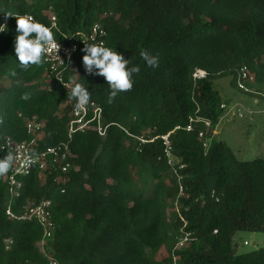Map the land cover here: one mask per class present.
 Instances as JSON below:
<instances>
[{
	"label": "trees",
	"instance_id": "trees-1",
	"mask_svg": "<svg viewBox=\"0 0 264 264\" xmlns=\"http://www.w3.org/2000/svg\"><path fill=\"white\" fill-rule=\"evenodd\" d=\"M24 14L49 27L54 16L53 32L61 45L89 34L98 23L106 33L104 45L122 53L129 68L139 66L132 90L109 104L104 77L85 72L84 52L72 57L64 79L91 91L102 108L104 137L90 128L69 139L72 106L66 90L46 78L45 63L19 68L15 17ZM4 22L0 157L6 154L1 149L6 137L31 139L25 118L32 116L41 128L31 149L67 142L71 156L66 172L47 159L44 169L16 176L17 195L0 177V264H173L172 253L177 264H264V246L237 254L233 244L239 232L264 233V156L238 161L215 135L205 150L199 122L191 132L170 135L172 156L185 166V198L179 200L188 222L183 231L194 237L174 249L182 231L175 211L178 188L161 142L138 147L124 132L164 135L184 128L190 117L208 120L209 131L215 130L225 114L220 105L232 103L213 82L231 77L234 83L243 66L254 77L249 86L264 91V0H0V25ZM143 50L158 55L159 67L147 66ZM195 69L206 71V78L195 81ZM23 93L31 98L22 100ZM44 200L51 201L54 229L40 246L39 222L20 217Z\"/></svg>",
	"mask_w": 264,
	"mask_h": 264
},
{
	"label": "built area",
	"instance_id": "built-area-1",
	"mask_svg": "<svg viewBox=\"0 0 264 264\" xmlns=\"http://www.w3.org/2000/svg\"><path fill=\"white\" fill-rule=\"evenodd\" d=\"M5 25V22L2 24ZM55 24V17L52 16L50 20V27ZM53 29H56L53 28ZM106 33L105 30L102 28L100 24H94L90 30V33L84 36H80L77 41L71 42L68 45H61V48L59 52L56 54L54 50H51L48 52V54L45 57V64L47 66L45 76L47 79L53 80L56 83H58L61 87H63L67 92L68 101L70 102L72 108H71V119L68 124V138L70 139L71 136L75 133H85L88 129H93L98 136L104 137L106 135V125L103 124V115H102V108L100 105H98L94 100H92V103H90L86 109V111H78L75 108V101L71 99L70 91L73 86V84L65 81L64 74L68 70L69 65L67 64L69 55L72 60V57L77 52H82L81 50L84 48V43L86 44H104V37ZM57 41V40H56ZM58 42V41H57ZM60 57H58V56ZM61 60L65 62L68 68H66L62 63ZM207 73L206 71L202 69H195V71L192 74V78L196 80H202L206 78ZM254 77L249 73L246 67H240L237 70L236 73V87L239 92H242L244 94H251L256 96L257 98H260L264 102V91H259L254 88H251L249 84L253 83ZM231 106V105H230ZM226 104L222 103L220 105V108L225 110V114L227 115L229 113V107ZM236 113L239 117H242V113L240 110L235 107ZM195 122L202 123L204 125V129L198 133V137L202 140V147L207 150L208 146L213 139L215 135V130H210L211 124L208 120H204L202 118H192L190 117L188 119V123L184 128L181 126L174 127L173 130L170 132L159 135V136H153L151 131H146L143 134L140 135H134L132 136L130 133H128L126 130L124 132L128 135H130L136 145L138 147L144 146L146 144L152 143L153 141L159 139L162 146L163 151V159L166 161V164L170 167V171L172 176L175 178L178 188L177 193V200L175 203V211L177 213L178 219L181 222L182 228L180 235L176 238V246L174 249H180L184 247L187 243L192 242L194 240L193 234L190 231H183L188 225V222L186 219H184L182 214V208L179 205V200L185 198V189L182 185V180L184 178V175L182 173V170L185 168V166L181 163H178L173 156H172V145L170 141V135L175 130L184 129L186 132H191L193 130V124ZM41 128V124L37 121L35 116H32L30 118H25V130L27 135L31 138L29 141H21V142H15L12 140V147L14 148L17 159L16 162L13 165L12 170L4 176L6 180H8V184L11 186V193L17 195L18 189L21 187V182L16 178V176L26 177L28 176L33 168L38 169H44L45 162L47 159H51L53 162H57L61 167V172H66L69 168V162L68 159L70 158V149L68 147V143H60L55 146L47 147L43 150H36L38 154V161L28 167L27 169L24 168L23 165V155L30 152L32 149V146L34 144L32 136L39 131ZM209 132V133H208ZM210 135L209 137L207 136ZM9 137H6L1 145V149L4 152H7L9 149V146L7 144V139ZM50 207H51V201L50 200H44L39 202L37 205H34L32 207H29L27 211L21 216L22 219H35L39 222L42 230H43V236L42 241H40V246L44 243V238H49L51 236V232L54 229V224L50 220ZM187 211L186 209H184ZM6 214L13 217L9 209L6 211ZM244 245H246V242H244ZM7 248V247H6ZM171 261L173 264H177V258L175 257V254L172 253ZM48 264H58L54 260H50Z\"/></svg>",
	"mask_w": 264,
	"mask_h": 264
},
{
	"label": "clouds",
	"instance_id": "clouds-1",
	"mask_svg": "<svg viewBox=\"0 0 264 264\" xmlns=\"http://www.w3.org/2000/svg\"><path fill=\"white\" fill-rule=\"evenodd\" d=\"M11 16L10 14H6ZM16 32L14 51L17 57L18 66L21 70L27 71L33 66L40 67L45 63V57L49 51L54 50L56 54L61 46L56 41L53 28L37 21L30 14H24L15 17ZM6 30L5 25H0V32ZM84 52L82 63L84 70L89 75H99L104 77L108 85L107 103L111 104L115 98L123 92H129L133 88V74L139 73V66L128 67L130 61L115 48L107 47L103 43L86 44L81 50ZM58 56V55H57ZM141 58L147 66L155 69L159 67L158 55H152L147 50L140 52ZM59 57V56H58ZM60 58V57H59ZM61 63L66 67L63 60ZM72 63L70 55L67 64ZM11 75L15 76L13 71ZM70 91L71 99L75 101V108L78 111H86L88 105L92 103V93L83 84L73 81ZM30 94L23 93L22 100H29ZM3 118H0V125L3 124ZM8 151L3 157H0V177L6 176L13 168L17 155L12 147V139H7ZM38 161V154L35 150L23 155V165L27 169Z\"/></svg>",
	"mask_w": 264,
	"mask_h": 264
},
{
	"label": "rangeland",
	"instance_id": "rangeland-1",
	"mask_svg": "<svg viewBox=\"0 0 264 264\" xmlns=\"http://www.w3.org/2000/svg\"><path fill=\"white\" fill-rule=\"evenodd\" d=\"M214 88L221 97L230 98L229 113L224 114L215 128V138L224 142L238 161H250L264 156V102H258L237 90L231 77L216 79ZM237 107L242 113L239 117ZM246 242V245H244ZM236 253L241 254L264 246V233L239 232L233 239Z\"/></svg>",
	"mask_w": 264,
	"mask_h": 264
}]
</instances>
